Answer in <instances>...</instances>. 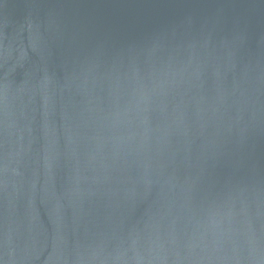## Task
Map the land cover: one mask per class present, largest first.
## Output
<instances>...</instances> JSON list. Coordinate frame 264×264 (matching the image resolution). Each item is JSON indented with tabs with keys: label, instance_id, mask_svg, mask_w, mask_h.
<instances>
[{
	"label": "water",
	"instance_id": "95a60500",
	"mask_svg": "<svg viewBox=\"0 0 264 264\" xmlns=\"http://www.w3.org/2000/svg\"><path fill=\"white\" fill-rule=\"evenodd\" d=\"M0 264H264V0H0Z\"/></svg>",
	"mask_w": 264,
	"mask_h": 264
}]
</instances>
